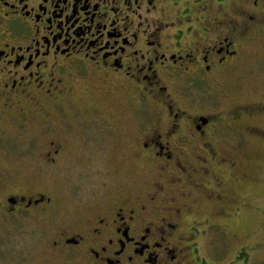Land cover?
<instances>
[{
  "label": "flooded vegetation",
  "instance_id": "af4514ba",
  "mask_svg": "<svg viewBox=\"0 0 264 264\" xmlns=\"http://www.w3.org/2000/svg\"><path fill=\"white\" fill-rule=\"evenodd\" d=\"M258 140L264 0H0V264H202Z\"/></svg>",
  "mask_w": 264,
  "mask_h": 264
},
{
  "label": "rangeland",
  "instance_id": "374dc122",
  "mask_svg": "<svg viewBox=\"0 0 264 264\" xmlns=\"http://www.w3.org/2000/svg\"><path fill=\"white\" fill-rule=\"evenodd\" d=\"M221 107L227 106L223 103ZM246 154L245 163L251 162L254 166L259 164L258 161L264 163V153L258 142H254ZM245 198L246 205L241 207L240 214L229 217V243L211 228L199 235L196 254L202 264H264V178L257 185L256 191L249 192ZM25 225L26 222L22 228L31 227L30 223ZM26 240L23 234H12L3 237L1 244H17L22 247Z\"/></svg>",
  "mask_w": 264,
  "mask_h": 264
},
{
  "label": "trees",
  "instance_id": "16d2710c",
  "mask_svg": "<svg viewBox=\"0 0 264 264\" xmlns=\"http://www.w3.org/2000/svg\"><path fill=\"white\" fill-rule=\"evenodd\" d=\"M256 142L260 143L261 141L258 140V141H256ZM260 150H261V149H260ZM261 151H262V150H261ZM247 153H248V151H247ZM246 156H247V155H246ZM246 156H245V157H242V156H241V158H242V159H245ZM260 162H261V161H258L257 163L260 164ZM257 163H256V164H257ZM261 164H262V163H261ZM246 165H248V166H252V167H255V166H257L258 164L254 166L251 162H247ZM263 166H264V163H263V165H261L259 168H262Z\"/></svg>",
  "mask_w": 264,
  "mask_h": 264
}]
</instances>
